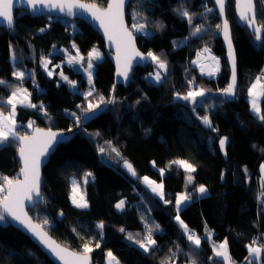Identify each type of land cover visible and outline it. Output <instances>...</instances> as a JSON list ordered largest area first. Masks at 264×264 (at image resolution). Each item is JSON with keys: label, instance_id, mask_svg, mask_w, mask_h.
<instances>
[{"label": "trees", "instance_id": "trees-1", "mask_svg": "<svg viewBox=\"0 0 264 264\" xmlns=\"http://www.w3.org/2000/svg\"><path fill=\"white\" fill-rule=\"evenodd\" d=\"M86 1L99 6L108 2ZM256 6L257 22L264 24V0H256ZM205 8L213 11L206 12ZM185 9L192 17L191 23L181 14ZM131 10L137 11L151 30L147 35L137 34L138 44L143 51L165 59L167 72L162 70L160 82L149 83L145 76L153 67H138L127 87L115 86L114 64L105 53L96 63L95 91L88 100L96 102L99 96L109 100L114 95L115 103L85 125H77L70 115H82L77 106L86 107L84 94L71 90L58 75L49 76L41 66V57L49 55L57 64L64 56L53 53L54 48L72 42L81 53H88L95 46L105 52L101 35L79 19L74 20L76 28L72 32L70 19L36 17L24 10L17 12L12 29H0V80L6 81L0 84V101L6 100L14 87L26 85L39 108L18 107L17 131L28 134L23 129L30 130L28 123L33 122L34 126L71 129L75 133L52 153L44 168L43 199L29 212L38 222L47 218L46 230L72 249L82 251L87 243L93 249L95 264H109V251L122 264H162L169 258L171 264H190L192 259L197 264H224L215 257L212 241L225 240L234 264H248L247 246L255 237L264 243V121L249 102V90L257 77L262 76L264 85V29L262 39L257 40L247 27L238 25L235 0H228L226 16L237 52L239 81L236 98L228 100L221 91L228 87L231 72L221 30L216 28L222 24L221 18L212 0H134L127 12L132 29ZM198 26H202L201 32L193 34ZM41 28L45 31L41 32ZM184 38L187 43L180 45L178 41ZM205 47L219 58L220 70L214 78L202 77L191 67L197 51ZM61 67L71 79L79 81L80 89H87L82 72L66 64ZM20 69L31 71L23 81L13 76ZM193 80L207 90L195 105L176 96L185 95ZM200 100L207 102L204 105ZM41 104L43 108L39 107ZM205 115L211 118L213 131L201 125L200 117ZM222 136L229 138L226 158L218 146ZM106 141H111V146ZM100 147L108 151L102 154ZM111 147L132 163L138 173L136 179L121 169V158L117 161L111 156ZM18 148L15 140L0 146V175L18 176ZM106 156L113 157L112 161L107 162ZM177 159L187 160L196 169L188 187L185 170L171 163ZM89 171L95 177L86 187L89 207L80 208L71 200L70 177L82 178ZM145 176L163 183V199L146 187L142 179ZM199 185H205L208 194L198 196L192 191ZM183 191L192 198L179 216L202 238L198 249L190 244L175 219V201ZM121 199L126 201L125 208L118 210L116 205ZM101 223L102 229L98 227ZM155 225H159L153 231L157 243L145 252L136 241L142 240L148 227ZM209 230L210 238L206 236ZM0 264L55 263L29 236L8 223L0 226ZM254 264H264V253L260 260L254 259Z\"/></svg>", "mask_w": 264, "mask_h": 264}, {"label": "snow or ice", "instance_id": "snow-or-ice-1", "mask_svg": "<svg viewBox=\"0 0 264 264\" xmlns=\"http://www.w3.org/2000/svg\"><path fill=\"white\" fill-rule=\"evenodd\" d=\"M227 0H215L216 5L219 8V14L224 16L225 7ZM19 3L21 5H26L34 14L40 13L44 10H47L49 13L52 11H59L68 16H75L76 10H81L84 13H87L92 20L98 22L99 27L103 29L105 35L107 36L110 42L115 43L116 45V60H117V75L122 76L125 81L129 78V73L132 68V62L134 60H147L150 59L157 65V71L154 74H149L154 76V82H160L162 80V74L160 70L167 72V62L165 59H162L160 56L154 54L153 52H148L146 55L139 52L135 47V37L133 32L130 31L125 26L124 21V7L126 0H110L106 8H101L95 3H85L83 0H0V22L6 23L8 28L14 27V16L13 9L14 4ZM237 8L239 9L240 19L245 21L249 27H252L257 34V39H260V33L264 29V24L258 25L256 19V10L254 0H236ZM206 12H212V8H205ZM181 14L188 18L189 23L192 22V17L189 15L188 11L185 9ZM146 27L145 24H136L132 25V28L137 32H142ZM216 28L221 30L224 34V38L228 44V57L230 60L232 79L231 83L227 88L223 89V93L226 96H235L236 94V55L235 50L232 46V40L230 35V28L228 20L225 18L222 24H217ZM202 30V26L195 28L193 34L199 33ZM41 32L45 31L44 28L40 29ZM147 34V33H145ZM73 47L76 48V45L73 44ZM65 52L67 50H64ZM204 53L209 54V58L213 61V64L210 66L208 75H214L220 70L219 58L211 56V49L205 47L203 49ZM200 54H198L199 56ZM13 60L15 61V52H13ZM101 58V53L93 48L87 54L86 66H85V57L79 54V49L76 50V55H68L66 63L69 65L79 64L84 72L87 73L88 83L93 84V75L92 69L94 67L93 60H99ZM198 61H194L196 63ZM51 61L47 57H41V64L48 72L49 76L53 75V70L48 69V65ZM56 68H60V65H56ZM201 71H204V66L201 65ZM60 77L66 81L73 88L76 87V82L70 80L66 75H64L61 70L59 73ZM13 76L19 81L25 79V72L15 71ZM262 77H257L256 82L252 85L249 90V95L253 97L252 100V109L257 114L258 118L261 121H264V114H261V109L258 107L255 97L257 95L264 96V85L261 84ZM6 81L0 80V84H5ZM189 83H192L191 81ZM260 87L261 91L256 92L257 87ZM95 91L94 86L90 88L87 93H84V98L87 100V105L77 107L80 109L82 115H78L76 112L70 113L74 118V122L79 125L82 119H87L91 114H94L97 109L100 108L102 104H112L115 103V99L106 100L103 96H99L96 102L88 100V97L93 95ZM206 89L199 88L196 90H189L185 95L181 96L180 93H176L177 98L183 99L185 101H190L193 105L197 103L198 97H204L206 95ZM31 93L28 92L26 88L21 86H16L13 88L11 95L7 99L6 103L11 106V111L8 115H5L3 111H0V146H5L10 143V141H19V156L23 162V166L20 169V174L16 178H9L8 176L0 175V226L6 227L8 223L14 222L19 226H22L26 229L35 239L41 244L45 249L49 251L56 259L63 262V264H91V257L89 253L93 251L91 247L86 243L83 246L81 252L69 251L67 247L61 246L55 240H53L48 231L46 230V225L49 224L47 218H44L41 222L37 223L33 220V217L28 214L26 210L29 205L35 206L37 201H42L41 193V181H40V165L41 158L48 155L49 151L54 148V146L60 142L58 137H61V133L54 132L51 128L45 130L41 128H34L33 134H23L21 135L16 131V108L17 105L37 108L38 106L31 102ZM40 108L44 106L39 105ZM67 111V110H66ZM202 123L211 128L212 121L209 116L205 115L200 117ZM33 122L29 123V127H32ZM98 135V133H97ZM107 145L111 146V141L105 142ZM220 147L222 150L225 149L227 144V137L220 139ZM100 153H105L108 151L105 147H100ZM111 152L115 153L117 157H120L119 151L115 147H111ZM226 154V153H225ZM123 160L122 157H120ZM172 164H177L182 167L186 172L189 173L187 176L188 183H192L194 177L190 174L195 172L196 169L193 164L189 163L187 160H175L171 162ZM123 166L128 170L132 176H136L137 173L133 168L132 164L127 160H123ZM262 171H264V165L261 166ZM164 170H160V174L163 175ZM22 175V179L20 178ZM93 174L88 172L85 174L84 182L87 183L88 177H92ZM143 181L148 184L153 192H156L157 195L164 198V185L163 183L157 184L156 181L150 180L147 176L142 178ZM78 185L73 183V203L77 207L86 208L88 207L87 201L81 195L79 198L76 196ZM199 194L204 195L207 192V188L204 185H200L198 190ZM191 196L187 193L180 194L176 201L177 216L175 219L181 226L183 233L186 235L187 240L198 249L201 245L202 238L197 235L194 231L189 229L188 225L179 216V211L181 205L185 202L191 200ZM169 201L165 200V203ZM124 206V201L121 200L116 207L122 208ZM63 215V213H60ZM99 228H103V223L98 225ZM159 225L149 226L146 236L142 240H137L136 243L145 251L149 252L155 245L156 240L153 239V231L158 229ZM123 231V229H121ZM212 233L206 232L207 237H211ZM129 239H132L131 234H129ZM256 244L254 240L252 244H249L248 251L249 256L253 259L248 260V264H254V259H259L261 254L264 253V244L259 246H253ZM99 247V244L96 245ZM213 251L215 257L220 258L224 264H234L231 255L229 254L228 241L225 240L223 243L216 244L213 242ZM173 256L176 253H172ZM109 257V264H120V262L113 256L112 252L107 253ZM211 259V258H210ZM162 264H171L169 258L168 261L162 262ZM190 264H197L195 259H192Z\"/></svg>", "mask_w": 264, "mask_h": 264}, {"label": "water", "instance_id": "water-1", "mask_svg": "<svg viewBox=\"0 0 264 264\" xmlns=\"http://www.w3.org/2000/svg\"><path fill=\"white\" fill-rule=\"evenodd\" d=\"M132 1H134V0H126V3H125V7H124V13H125V15H124V21H125V26H126L130 31L133 32V35H134V37H135V47H136V49H138L139 52L144 53V54L146 55V53L143 52V51L140 49V47H139V45H138V41H137V34L134 32L133 29L130 28L129 23H128V20H127V12H128V8H129L130 3H131ZM137 1H138V0H137ZM83 2H85V3H92V2H88V1H86V0H83ZM109 2H110V0H108L107 4H106L105 6H99L98 4H97V5H98L99 7H101V8H106ZM212 2L215 4V7H216V9H217V11H218V13H219V8H218V6L216 5L215 0H212ZM254 2H255L256 19H257V6H256V0H254ZM95 4H96V3H95ZM227 4H228V0H227V2H226V7H225V13H224V16H221V15L219 14V16H220V18H221V22H223V20H224L225 18L227 19V16H226ZM21 10H24V11H26V12H28V13H30L31 15L36 16V17H39V16H54V17H61V18H66V19H70V20L79 19V20H82V21L86 22V23L89 24L91 27H93V29H95V30L101 35V37H102V39H103V41H104V45H105V53H106L107 57H108V58L112 61V63L114 64V68H115V72H114V76H115V86H116V85H122V86H124V87H127V86L129 85V83H130V80H131V77H132L133 71H134L137 67H139V66H144L145 64H155V63L152 62L150 59H147V60H139V59L134 60V61L132 62V68H131V71H130V73H129V78H128L127 81H125V80L123 79L122 76H118V75H117V60H116V55H117V53H116V45H115V43L110 42V41L108 40V38H107V36L105 35L103 29L99 27L98 22L92 20L91 17H90L87 13H84V12H82L81 10H76V13H77V14H76L75 16H68V15H66V14H64V13H60L59 11H52L51 13H49L47 10H44V11H42V12H40V13H35V14H34L30 9L27 8L26 5H21V4H19V3H15V4H14V9H13L14 25H15V23H16V14H17L18 11H21ZM235 11H236V21H237L238 25H240L241 27H247L250 31H252V32L256 35V39H257V34L255 33L254 29H253L252 27H249V26L246 24L245 21H242V20L240 19V13H239V9L237 8L236 0H235ZM227 20H228V19H227ZM228 23H229V28H230V35H231V40H232V46H233V48H234V50H235V55H236V94H237L238 84H239V81H238V60H237V52H236L235 44H234V41H233L231 25H230V22H229V21H228ZM257 24H258V22H257ZM258 25H259V24H258ZM1 28L12 29V28H8L7 25H6V23H2V22H0V29H1ZM262 35H263V32L261 31V33H260V39H259V40L262 39ZM221 37H222V43H223V46H224V48H225V58H226L227 64H228V66H229V68H230V72H231V73H230V77H229V84H230V83H231V79H232V71H231L230 60H229V57H228V44H227V41H226L225 38H224V34H223L222 31H221ZM257 40H258V39H257ZM211 55H212V52H211ZM204 66H206V65H204ZM229 84H228V85H229ZM114 91H115V89H114ZM114 91H113V92H114ZM236 94H235V96H226V97H227L228 100H234V99L236 98ZM113 98H114V95L111 96V99H113ZM113 106H114V103H112V104H102V105L100 106V108L96 110V112H95L94 114H91L86 120L83 119V120H82V124L85 125V124L89 123L91 120H93L94 118H96L97 116H99L101 113L106 112V111L110 110L111 108H113ZM210 119H211V118H210ZM200 122H201V124H202V126H203L204 128L209 129L210 131H213V130H214L213 125H212L211 128H209V127L205 126V125L202 123L201 120H200ZM34 128H41V129H45V130L49 129V128H46V127H40V126H35ZM34 128H33V129H34ZM51 130L54 131V132L61 133L62 135H61V137H58V140H60V142L57 143V144L54 146V148H53L52 150L49 151V153H48L47 156L41 158V165H40L41 193H42V187H43V183H44V168H45L46 164L48 163V161H49V159H50L52 153L56 150V148L58 147L59 144L68 142V141L74 136V134H75L74 131L71 130V129H66V130H64V129L51 128ZM32 134H33V130H32L31 133L28 134V135H32ZM224 137H227V136H222L220 139H222V138H224ZM220 139H219V141H220ZM219 141H218L219 149H220L222 155L226 158V157H227V145H228V143H229V138L227 137V144H226L224 150L221 149ZM16 142H17V144L19 145V141H16ZM225 153H226V154H225ZM17 156H18V159H19L20 169H21V167L23 166V162H22V160H21V158H20V156H19V152H18V151H17ZM127 161H128L129 163H131L129 160H127ZM131 164H132V163H131ZM132 166H133V165H132ZM120 167H121V169H122L127 175H129L131 178L136 179V178L138 177L137 175H136V176H132V175L128 172V170L123 166V161L120 163ZM133 168H134V167H133ZM20 169H19V171H18V175L20 174ZM136 173H137V172H136ZM20 178H21V179L23 178L22 175H20ZM39 202H40V201H37V202L35 203V205H36L37 203H39ZM32 208H33V206L29 205L28 208L26 209V210L28 211V214H29L30 216H32V215L30 214L29 210L32 209ZM33 220H34L35 222L39 223V222L36 221L34 218H33ZM10 223H11L14 227H16L17 229H19V230L22 231L23 233H25L27 236H29V237L32 239V241H34V242L40 247V249H41L44 253H46V254L48 255V257H49V258H50L55 264H63L62 261L56 259L52 254L49 253V251H48L47 249H45L41 244H39V243L36 241V239H35V238H34V237H33V236H32V235H31L26 229H24L22 226H19L18 224L14 223V222H10ZM48 234L50 235V237H51L53 240H55V241H56L57 243H59L61 246H63V247H67L69 251L81 252V251H79V250L72 249L71 247H69V246H67V245H65V244H63V243H61V242L58 241L56 238H54L49 232H48ZM89 255H90V257H91V264H95V263H94V260H93V254H92V253H89Z\"/></svg>", "mask_w": 264, "mask_h": 264}, {"label": "rangeland", "instance_id": "rangeland-1", "mask_svg": "<svg viewBox=\"0 0 264 264\" xmlns=\"http://www.w3.org/2000/svg\"><path fill=\"white\" fill-rule=\"evenodd\" d=\"M207 5V4H206ZM130 17H131V19H132V24H134V23H136V24H145L146 25V27L144 28V30L142 31V32H137L135 29H133L134 30V32L136 33V34H144V35H147V34H149V33H151V30H149L148 29V27H147V23L146 22H144V21H142V17L139 15V13L137 12V11H135V10H131V15H130ZM70 23H71V25H72V32H74L75 31V28H76V24H74V20H71L70 21ZM145 33H147V34H145ZM179 42V44L180 45H183V44H186L187 43V38H184V39H182V40H180V41H178ZM73 44H75L74 42H72L70 45H68V46H62V47H55L54 49L55 50H60L59 52H60V54L61 55H63L64 56V59L63 60H61V62H59L58 64H56L55 63V61H54V59L51 57V56H49V55H47V56H45V57H47L50 61H51V63L48 65V69L49 70H53L54 69V71H53V75H58L59 76V78H60V80L62 81V82H65V83H67L66 81H64L61 77H60V75H59V73H60V71L62 70L63 71V73H64V75H66L70 80H73V81H75L76 82V87L75 88H73L71 85H69L68 83H67V85L69 86V88L71 89V90H73V91H77V92H82L83 94L84 93H87L89 90H90V88H92L93 87V84H89L88 83V79H87V73L86 72H84V70H83V68L79 65V64H77V65H69V64H67L66 63V61H67V58H68V55L69 54H71V55H76V50H77V46H76V48H74L73 47ZM76 45V44H75ZM93 48H96L100 53H101V58L99 59V60H93V65H94V67H93V69H92V75H93V82H94V76H95V70H96V63L97 62H99V61H101L103 58H104V56H105V52L102 50V49H100L98 46H95V47H93ZM92 48V49H93ZM91 49V50H92ZM54 50V51H55ZM64 50H67L66 52L64 51ZM90 50V51H91ZM89 51V52H90ZM88 52V53H89ZM201 53V55H205V54H207V53H204L203 52V48H201V49H199L198 51H197V53ZM55 53H57V52H55ZM88 53H81V52H79V54L80 55H82V56H84L85 57V66H86V60H87V54ZM197 53L195 54V55H197ZM13 57V56H12ZM196 57V56H195ZM195 57H193V59H195ZM197 58V60L199 59V57L197 56L196 57ZM192 59V60H193ZM12 61H13V64L15 65L16 64V59H15V61L13 60V58H12ZM198 63L199 64H203V66L204 65H206V66H204V67H207V66H209V64H213V61L208 57V54L206 55V59H204V60H200V61H198ZM63 64H66V65H68V66H70V67H72V69L73 70H75V71H79V72H82L83 73V75H84V78L86 79V81H87V89L86 90H82V89H80V87H79V81L78 80H75V79H71V77H70V75L69 74H67V72L63 69V67H61V69L60 68H56L55 66L56 65H60V66H62ZM41 66H42V68H44L43 67V65L41 64ZM172 68V67H171ZM209 68V67H208ZM45 69V68H44ZM158 69H156L155 68V72L157 71ZM18 71H23V72H25V76L26 77H28V76H30V74H31V71H29V70H27V71H24L23 69H20V70H18ZM46 71V70H45ZM47 72V71H46ZM154 72V73H155ZM48 73V72H47ZM153 73V74H154ZM163 73V71L161 72V74ZM164 74V73H163ZM162 74V75H163ZM52 75V76H53ZM194 76V75H193ZM146 77V79L148 80V82L149 83H158V82H154V76H150V75H146L145 76ZM260 77H262V76H260ZM162 79H163V77H162ZM34 81V85H38L37 84V82L35 81V80H33ZM261 84H262V79H261ZM24 88H26L27 90H28V92H30L31 93V97H30V99H31V102L33 103V101H32V92L29 90V88L26 86V85H22ZM203 88V86H201V84H199L198 82H196V80H193V82L192 83H190L189 85H188V90H187V92L191 89V90H196V89H199V88ZM252 87V86H251ZM261 91V89L260 90H256V92L257 93H259ZM221 93H223L222 91H221ZM224 94V93H223ZM250 96V95H249ZM258 96V99H256V97ZM256 97H255V99H256V102H257V105H258V103L261 101V99L263 98V96L262 95H257ZM9 98V97H8ZM7 98V99H8ZM7 99L6 100H4V101H0V111H3L4 112V114L5 115H8V113L11 111V106L10 105H8L7 103H6V101H7ZM110 99H111V97H110ZM114 99H115V97H114ZM198 99V98H197ZM93 102H95V101H93ZM200 103H203L204 105H205V103L207 102V100L206 101H202V100H200L199 101ZM35 104V103H34ZM37 105V104H36ZM19 106H21V105H17V108H16V115H15V121H16V131H17V129H18V122H17V109H18V107ZM38 106V105H37ZM6 108V109H5ZM38 108V107H37ZM39 109V108H38ZM83 120V119H82ZM81 124H82V121H81ZM28 125H29V123H28ZM83 125V124H82ZM35 126H34V123L32 124V127H29L30 128V130H28V129H23L24 131H28V134H30L31 133V131L33 130V128H34ZM80 129V127L78 126V128H77V130H79ZM74 131V130H73ZM18 145V144H17ZM18 147H19V145H18ZM117 149V148H116ZM118 150V149H117ZM119 151V150H118ZM120 153V152H119ZM111 156H113V157H116V159H117V161H120V158L119 157H117L116 156V154L115 153H111ZM111 156H109V158L106 156L104 159L108 162H111L112 160V158L113 157H111ZM177 160H181V159H177ZM122 161V160H121ZM120 161V162H121ZM179 166V165H178ZM180 167V166H179ZM160 171V170H159ZM90 172V171H89ZM92 174H93V176L92 177H88V179H87V183H85L84 182V179H85V176L84 177H82V178H79V177H77V176H74V175H72L71 177H70V185H71V200H72V202H73V183L75 182L77 185H78V187H77V191H76V196H77V198H79L81 195L84 197V199L87 201V204H88V200H87V198H86V187H87V185H88V183L90 182V181H93L94 179H95V177H94V173L93 172H91ZM192 176H193V172L192 173H190ZM189 175V173L188 172H186L185 171V186L186 187H188V186H190L191 185V183H188V181H187V176ZM162 177L164 176V175H161ZM194 177V176H193ZM150 180H154V181H156V183L157 184H159V183H161V182H159V181H157V180H155L154 178L152 179V178H149ZM194 181V180H193ZM192 181V182H193ZM144 182V181H143ZM144 184H146L145 182H144ZM200 186V185H199ZM199 186H197V187H195L192 191L195 193V194H197L198 196H205L206 194H208V188H207V192L204 194V195H201V194H199V192L197 191L198 190V188H199ZM146 187L148 188V189H150L151 191H152V188L148 185V184H146ZM182 193H186V191H183V192H180L179 194H178V196L180 195V194H182ZM121 200H123L124 201V206L122 207V208H117L118 210H123L124 208H125V203H126V201H125V199H121ZM120 200V201H121ZM119 201V202H120ZM190 201V200H189ZM189 201H187V202H185L184 204H182L181 205V209L189 202ZM118 202V203H119ZM117 203V204H118ZM74 204V203H73ZM75 206H76V204H74ZM88 207H89V204H88ZM88 207H86V208H88ZM180 209V210H181ZM211 233H212V231L211 230H209ZM208 231V232H209ZM213 242L214 241H212V246H213ZM216 244H220V243H217V242H215ZM223 243V242H222ZM256 243H259V244H256L255 246H259V245H262V244H264V243H260L259 241H257ZM229 249V248H228ZM262 255H263V253L261 254V256H260V258L259 259H255V260H260L261 258H262ZM250 259H253L252 257H250ZM108 263H109V257H108ZM113 264H115V262H113ZM120 264H122V263H120Z\"/></svg>", "mask_w": 264, "mask_h": 264}, {"label": "flooded vegetation", "instance_id": "flooded-vegetation-1", "mask_svg": "<svg viewBox=\"0 0 264 264\" xmlns=\"http://www.w3.org/2000/svg\"><path fill=\"white\" fill-rule=\"evenodd\" d=\"M137 41H138V39H137ZM139 45V44H138ZM139 47H140V45H139ZM140 49L142 50V48L140 47ZM143 51V50H142ZM143 52H145L146 54L148 53L147 51H143ZM198 54H200L199 56H198ZM206 55L207 54H205L204 56L203 55H201V53H197V55H195L196 57L198 56L199 57V59L197 60V58L195 57V59H193L192 60V66L191 67H193L197 72H199L200 73V75L203 77V76H205V77H215V76H217V73H215L214 75H208L207 73H208V71L210 70V66L212 65V64H209V66H207V67H204V71L202 72L201 71V65H203V64H199L198 62H196V63H194V61H202V60H204V59H206ZM211 56H215L214 54H213V52H212V55ZM208 57H209V54H208ZM216 57V56H215ZM139 67H141V68H144V69H146V68H151V67H153L152 68V71H150L149 73H147L146 75H149V74H153L154 72H155V68L157 69V65L156 64H145L144 66H139ZM209 67V68H208ZM138 68V67H137ZM161 72H162V70H160ZM163 74V73H162ZM144 75V74H143ZM162 77H163V75H162ZM201 123V122H200ZM202 125V124H201ZM123 161V160H122ZM121 161V162H122ZM120 162V163H121ZM137 176H138V173H137Z\"/></svg>", "mask_w": 264, "mask_h": 264}, {"label": "crops", "instance_id": "crops-1", "mask_svg": "<svg viewBox=\"0 0 264 264\" xmlns=\"http://www.w3.org/2000/svg\"><path fill=\"white\" fill-rule=\"evenodd\" d=\"M60 50L58 49V50H53V53L54 52H59ZM60 53V52H59ZM60 62V61H59ZM58 64V63H57ZM256 99H258V96L256 97ZM252 100H253V97L252 96H249V102H250V105H251V108H252ZM262 100V99H261ZM258 107H260V109H261V101L258 103ZM264 172V171H263ZM261 181H263L264 182V174H263V177L261 178ZM263 206H264V202H263Z\"/></svg>", "mask_w": 264, "mask_h": 264}, {"label": "built area", "instance_id": "built-area-1", "mask_svg": "<svg viewBox=\"0 0 264 264\" xmlns=\"http://www.w3.org/2000/svg\"><path fill=\"white\" fill-rule=\"evenodd\" d=\"M254 240L257 242L259 241V237H255Z\"/></svg>", "mask_w": 264, "mask_h": 264}, {"label": "bare ground", "instance_id": "bare-ground-1", "mask_svg": "<svg viewBox=\"0 0 264 264\" xmlns=\"http://www.w3.org/2000/svg\"><path fill=\"white\" fill-rule=\"evenodd\" d=\"M256 90H260V87L258 86ZM251 106V105H250ZM253 110V109H252ZM254 112V111H253Z\"/></svg>", "mask_w": 264, "mask_h": 264}]
</instances>
